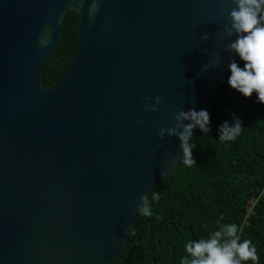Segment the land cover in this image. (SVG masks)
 Wrapping results in <instances>:
<instances>
[{"label":"water","instance_id":"water-1","mask_svg":"<svg viewBox=\"0 0 264 264\" xmlns=\"http://www.w3.org/2000/svg\"><path fill=\"white\" fill-rule=\"evenodd\" d=\"M233 7L0 0V264L122 258L141 198L181 164V140L160 129L180 111L208 110L229 71ZM69 12L79 16L77 50L50 88L43 67ZM149 96L162 98L159 112L143 111Z\"/></svg>","mask_w":264,"mask_h":264},{"label":"trees","instance_id":"trees-1","mask_svg":"<svg viewBox=\"0 0 264 264\" xmlns=\"http://www.w3.org/2000/svg\"><path fill=\"white\" fill-rule=\"evenodd\" d=\"M79 16L69 12L62 25V39L43 67V78L56 87L67 73L79 41ZM237 60L243 67V61ZM228 71L208 111L210 133L199 128L193 135L196 164L182 162L175 173L157 182L152 192L153 215L137 216L129 245L116 264H180L189 240L207 238L223 224L235 223L241 242L250 240L264 264V104L256 93L244 97L228 83ZM243 122L235 141L221 142L224 122ZM243 264H253L251 260Z\"/></svg>","mask_w":264,"mask_h":264},{"label":"clouds","instance_id":"clouds-1","mask_svg":"<svg viewBox=\"0 0 264 264\" xmlns=\"http://www.w3.org/2000/svg\"><path fill=\"white\" fill-rule=\"evenodd\" d=\"M235 5L228 13L231 17L232 29L237 34L236 40L229 45L239 61H243V67L237 60L229 64L230 75L227 83L250 98L256 93L257 102L264 104V0H231ZM93 9L96 5L93 4ZM223 6L221 12H223ZM207 35L203 39L207 40ZM51 35L47 39H41V46H48ZM154 101V103H153ZM163 100L160 96H149L142 103L143 111L159 112ZM176 125L171 128H161L158 135L163 138L167 131L170 135H176L182 142L181 162L192 167L197 162L193 150V130L199 128L201 132L210 133L211 117L207 109H190L187 112L180 111L176 116ZM189 121V123H184ZM142 124L143 120H138ZM243 122L236 119L233 123L224 122L219 129L221 142L235 141L242 134ZM160 194L152 193L149 197H142V203L138 213L145 217L153 215V202L160 200ZM238 226L235 223L223 224L218 230L212 232L207 238L189 240L185 244L187 255L181 257L180 264H243L251 260L253 264H259L257 249L250 240L241 242L238 234Z\"/></svg>","mask_w":264,"mask_h":264}]
</instances>
